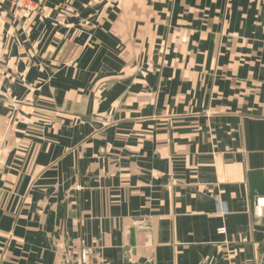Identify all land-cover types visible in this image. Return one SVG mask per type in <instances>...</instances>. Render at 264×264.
Returning a JSON list of instances; mask_svg holds the SVG:
<instances>
[{
	"label": "crops",
	"instance_id": "0c3cea01",
	"mask_svg": "<svg viewBox=\"0 0 264 264\" xmlns=\"http://www.w3.org/2000/svg\"><path fill=\"white\" fill-rule=\"evenodd\" d=\"M17 1L0 264H264V0Z\"/></svg>",
	"mask_w": 264,
	"mask_h": 264
},
{
	"label": "water",
	"instance_id": "95a60500",
	"mask_svg": "<svg viewBox=\"0 0 264 264\" xmlns=\"http://www.w3.org/2000/svg\"><path fill=\"white\" fill-rule=\"evenodd\" d=\"M258 196L264 197V181L260 172L249 174V204L250 210L253 212ZM136 264H148L144 259H140Z\"/></svg>",
	"mask_w": 264,
	"mask_h": 264
},
{
	"label": "built area",
	"instance_id": "2783aa9c",
	"mask_svg": "<svg viewBox=\"0 0 264 264\" xmlns=\"http://www.w3.org/2000/svg\"><path fill=\"white\" fill-rule=\"evenodd\" d=\"M24 2H22L21 0H18L16 2V6L18 7H25L26 8V5L23 4ZM220 233H223L224 231L223 230H219ZM89 251L86 250V249H82L80 252H79V256H78V264H91V261H90V257H89Z\"/></svg>",
	"mask_w": 264,
	"mask_h": 264
}]
</instances>
